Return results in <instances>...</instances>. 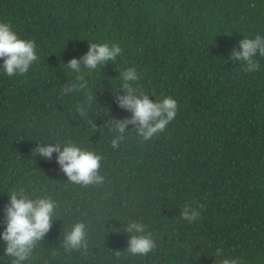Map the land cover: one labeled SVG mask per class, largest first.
I'll use <instances>...</instances> for the list:
<instances>
[{
  "label": "trees",
  "instance_id": "16d2710c",
  "mask_svg": "<svg viewBox=\"0 0 264 264\" xmlns=\"http://www.w3.org/2000/svg\"><path fill=\"white\" fill-rule=\"evenodd\" d=\"M0 20L35 39L39 54L27 73L0 74V210L17 186L47 188L60 203L33 264H214L217 246L264 264V57L255 72L229 58L243 35L264 33V0H0ZM104 40L123 52L88 77L92 129L72 110L78 95L55 85L71 78L65 63L88 41ZM127 66L151 99L172 95L178 111L150 140L133 132L113 149L104 122L130 115L113 91ZM53 136L102 152L104 182L73 185L55 153L31 152ZM185 200L203 205L197 221L179 217ZM130 217L157 239L145 256L125 255ZM77 218L89 224L88 246L65 252L62 233Z\"/></svg>",
  "mask_w": 264,
  "mask_h": 264
},
{
  "label": "clouds",
  "instance_id": "9594fccd",
  "mask_svg": "<svg viewBox=\"0 0 264 264\" xmlns=\"http://www.w3.org/2000/svg\"><path fill=\"white\" fill-rule=\"evenodd\" d=\"M122 52V47L115 41H88L86 52L79 57H71L65 63L71 78L66 79L59 87L55 85L58 95L62 97L78 95L72 110L90 123L92 129H96L97 125L88 115L93 110L94 101V86L88 77L96 72L100 73L102 66L116 61ZM257 57H264V33L260 31L251 36L243 35L229 52V58L241 63L246 72H255L260 68ZM38 59L35 39L21 36L11 22L0 20V74L10 77L23 75ZM139 80L140 74L135 66H127L119 71V83L113 91L118 106L128 110L130 115L113 117L104 122L113 149L119 148L133 132L141 141L150 140L176 117L177 99L172 95L157 97L153 94L151 95L155 99H151L150 94L139 87ZM129 125L133 127L126 134ZM31 152L38 153L45 159H52L55 153V161L66 175V181L73 185H100L105 180L101 171L104 154L90 144H83L71 137H41L36 139ZM59 208V201L47 188H41L37 194L24 186L14 187L0 210L3 213L0 241L4 242L0 264L5 261L8 264H33L34 249L49 231L53 218L61 215ZM179 208V217L192 223L201 216L203 205H194L185 200ZM122 228L129 233L125 255L145 256L157 247L154 233L148 230L143 220L130 217ZM88 239V222L77 218L65 226L61 243L64 251L69 252L87 248ZM212 254L215 257L214 264H244L241 257L228 254L222 246L215 247ZM116 255L120 253L117 252Z\"/></svg>",
  "mask_w": 264,
  "mask_h": 264
}]
</instances>
